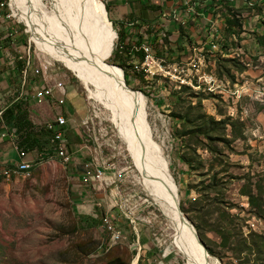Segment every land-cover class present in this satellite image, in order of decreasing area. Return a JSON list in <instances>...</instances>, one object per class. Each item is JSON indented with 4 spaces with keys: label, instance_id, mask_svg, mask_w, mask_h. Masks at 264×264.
<instances>
[{
    "label": "rangeland",
    "instance_id": "rangeland-1",
    "mask_svg": "<svg viewBox=\"0 0 264 264\" xmlns=\"http://www.w3.org/2000/svg\"><path fill=\"white\" fill-rule=\"evenodd\" d=\"M4 1L10 19L1 27L15 32L12 57L29 50L31 70L43 62L52 65L45 78L30 77L26 91L30 95L34 87L60 79L72 115L66 116L64 134L67 164L33 150L31 177L0 186V264H134L135 258V264H185L169 219L147 191L131 110L103 87L86 89L71 67L57 61L60 43L85 59L82 48L96 41L97 20L109 29L101 61L113 65L117 32L107 22L104 0H84L91 14L85 20L76 16L73 0L21 1L45 40L43 48L56 60L41 52ZM172 1L171 6L156 0L164 13L174 7L182 12L181 0ZM215 1L201 8L211 7L218 16L207 29L203 21L206 35L198 33L199 44L188 38L182 21L171 18L174 29L180 28L172 36L168 12L147 22L145 42L162 71L156 67L153 77L134 72L131 58L120 69L123 79L124 73L130 78L128 89L145 98L151 150L168 166L183 214L209 255L218 264H264V49L255 41L264 30V4L258 12L249 7L255 0ZM231 16L240 24L233 35L224 29ZM202 44L204 58L194 67L185 46ZM7 71L0 68V75ZM28 101L31 124L51 122L53 105L47 100L36 105L31 95ZM86 166L92 174L83 183ZM95 170L102 172L101 181L94 179ZM105 213L126 242L109 247L100 223Z\"/></svg>",
    "mask_w": 264,
    "mask_h": 264
},
{
    "label": "built area",
    "instance_id": "built-area-1",
    "mask_svg": "<svg viewBox=\"0 0 264 264\" xmlns=\"http://www.w3.org/2000/svg\"><path fill=\"white\" fill-rule=\"evenodd\" d=\"M206 1L207 3L210 1L213 2V0H205L204 2ZM181 5L182 7L186 8V11L189 10L191 12H194L196 8V4H191L190 0H181ZM6 6L7 4L4 0L0 1V25L10 19V15L5 14L4 11ZM176 11L173 12L172 19L174 21L180 22L181 19L178 18ZM5 30H7V32L3 36L2 41L13 47V35L15 32L8 31V28ZM145 39L146 38L143 37L140 42L129 39L119 42L118 37H116L115 48L118 50L119 54L125 55L126 53L128 57L131 58L132 70L134 72L144 73L147 77H153L157 74L155 71L156 67L159 69V71H162V67L159 63V60L155 57L152 48L146 44ZM126 45L130 47L129 52H126ZM211 45L212 46L210 49H216L217 44ZM202 50H204L203 44L200 47L191 48V52L196 53L195 57L197 59V63L195 65L193 64V58L189 59L190 61H193L190 63L192 66L197 67L198 62L204 58L201 54ZM137 53L141 54V61H139L136 57ZM9 66L15 70L16 75L12 80L10 87L6 90V96L7 98H11L10 101L6 102V99L4 100L0 98V141L9 142L10 148L15 154V159L9 165L0 166V186L12 184L18 179H28L31 177L33 165L32 161L28 158L30 151H28L26 146L22 144L16 133V130L14 128L6 127L3 123V114L7 107L18 101L28 103V98L30 95L36 105H40L44 102V100H47L50 105L54 106L53 109L56 111L54 113L53 119L51 122H47L43 126V129L48 133L46 137L47 148H45V151L51 152V154L60 159L63 164H67L69 162V155L67 153L64 137L65 131L69 124V121L66 118V113L64 112L66 97L64 83L60 79L57 80L54 78L51 84L46 83L45 86L40 88L34 87L32 89V93L29 95L26 89L29 85L30 77L34 78L44 76L45 78L47 72L51 71L52 65L49 62H43L31 70V56L28 50L25 53L13 56L10 59ZM152 69H154V72H152ZM204 81L207 85H210L209 81L206 79ZM85 123H88V120ZM40 155H42V153H40ZM91 174L92 172L86 166L82 173V182L87 183L88 180H90L89 178ZM93 177L96 181H101L103 179V174L101 171L95 170ZM131 222H133V220ZM100 223L101 228L108 235L109 247L127 241V238L124 236L123 232L115 225L114 222H112L110 216L107 213L101 216ZM137 256H139V253ZM158 264L163 263L159 262Z\"/></svg>",
    "mask_w": 264,
    "mask_h": 264
},
{
    "label": "bare ground",
    "instance_id": "bare-ground-1",
    "mask_svg": "<svg viewBox=\"0 0 264 264\" xmlns=\"http://www.w3.org/2000/svg\"><path fill=\"white\" fill-rule=\"evenodd\" d=\"M21 1L22 0H9L13 15L17 16L19 21L26 26L27 31L30 33V37L42 49L41 52L48 55L51 59L56 60L50 51L43 48L45 40L37 30L35 19L30 14L29 16L26 14V7L21 4ZM73 2L78 4L77 6L74 4L72 5L77 17L81 20L91 17L90 12L85 8L84 0H73ZM99 7L100 10H103L101 5ZM107 22L110 24L108 19ZM94 29L97 31L96 33H98L96 41L91 47H81L85 58L84 60L78 59L64 43H60L57 50L61 57L57 59V61L63 62L71 67L79 75L86 89L89 90L90 86H96L98 89L99 87H103L114 96H117L120 101L129 107L131 110V117H133V125H135L134 130L139 138L138 148L146 165L147 191L169 219L183 261L185 264H218L210 255L208 258L202 255L201 249L196 245L189 228L180 219L175 202V196L177 199L178 196L172 185L169 174L166 171L168 166L159 164L158 158L151 150L150 135L145 113V98L138 92L131 91L130 89L126 90L124 88L122 70L119 68H111L107 66L108 63L105 61L103 63L101 61V55L103 53L102 48L107 38H109V29L104 23L97 20L94 21ZM134 260L135 264L137 258Z\"/></svg>",
    "mask_w": 264,
    "mask_h": 264
},
{
    "label": "crops",
    "instance_id": "crops-1",
    "mask_svg": "<svg viewBox=\"0 0 264 264\" xmlns=\"http://www.w3.org/2000/svg\"><path fill=\"white\" fill-rule=\"evenodd\" d=\"M147 0H104L107 9H108V17L112 21L115 26L116 32L121 31L124 33V41L127 39L129 40H136L138 36L142 39L143 37L146 38L145 31L149 29V25L147 22L155 17H158L161 14L162 17L166 16V12L170 13L171 17L169 16V22H171L172 27L169 30L171 31L172 36L176 35L177 30L174 29V23L170 21L172 18L173 12L176 11L177 7H174L171 10L166 11L165 13L158 7V4L155 0H151L150 5L146 4ZM191 4H196V8L194 12L189 10L186 11V8L183 7L182 12L180 9H177L176 14L179 19L185 25L186 34L188 35L189 39H193L197 44H199V39H201V35L203 38L206 35V30H203L204 24L203 21H207V28H209L210 24L213 25L215 22L218 13H214L211 7L208 10L201 9L203 5L207 2L202 4L205 0H190ZM171 6L173 5V1L170 0ZM212 11V12H211ZM215 18V19H214ZM159 20V19H158ZM144 24H146L144 26ZM121 26H124L121 28ZM138 27V28H136ZM196 27H199L195 29ZM0 25V68H4L8 70L0 75V98L6 99V90L10 87V84L15 77V70H13L10 66V59L12 58V52L15 51V46H9L6 42L2 41L3 36L7 32V28H2ZM174 29V30H173ZM196 46H185L186 51V59H192L195 53L191 52V48ZM15 74V75H14ZM64 112L66 116H71L70 110L68 109L67 103H65ZM70 112V113H69ZM15 159V154L10 148V144L8 141H0V165H9Z\"/></svg>",
    "mask_w": 264,
    "mask_h": 264
},
{
    "label": "trees",
    "instance_id": "trees-1",
    "mask_svg": "<svg viewBox=\"0 0 264 264\" xmlns=\"http://www.w3.org/2000/svg\"><path fill=\"white\" fill-rule=\"evenodd\" d=\"M170 1V0H169ZM222 0H217L215 3H221ZM233 1V0H229ZM264 4V0H255V2L249 3V7L252 10L260 11L261 6ZM215 7H219L216 5ZM107 10V6L105 5ZM224 23V29L230 34H237L234 29H239L240 24L234 16L226 18ZM111 24L114 26L112 21L110 20ZM124 26H121L123 28ZM177 31L180 32V28L177 27ZM181 35V34H180ZM117 37L119 42L124 41V33L121 31L117 32ZM140 36L137 37L136 41L140 42ZM256 44L264 49V30L261 32L259 36L255 38ZM129 46L126 45V52H129ZM136 57L139 61H141V54L137 53ZM129 61L128 55L125 53L119 54L118 50L114 47L112 52V64L118 66L119 68L124 70L126 67V62ZM19 65V64H18ZM124 81L127 87L130 86V78L126 73H124ZM141 91V90H140ZM29 104L27 102L18 101L7 107L3 114V123L6 127L14 128L18 137L20 138L22 144L26 146L28 151L38 150L39 152H45V148L47 145L46 137L48 133L43 129V127H36L29 121V111H28ZM46 156V154H44ZM47 155H52L51 152H48ZM180 210L184 212L183 206L179 205ZM198 237L201 239L199 232H197ZM113 248V247H112ZM110 248V250L112 249ZM208 254L210 252L208 251Z\"/></svg>",
    "mask_w": 264,
    "mask_h": 264
},
{
    "label": "water",
    "instance_id": "water-1",
    "mask_svg": "<svg viewBox=\"0 0 264 264\" xmlns=\"http://www.w3.org/2000/svg\"><path fill=\"white\" fill-rule=\"evenodd\" d=\"M109 23L111 24V22L109 21ZM107 66H110L111 68H119L117 66H114V65H111V64H108ZM120 69V68H119ZM121 70V69H120ZM124 88L126 90H129L128 87L126 86L125 84V81H124ZM132 91V90H131ZM173 186L175 187V185L173 184ZM175 202H176V208H177V211H178V214L180 216V219L182 220V222H184L187 227L189 228L193 238H194V241L196 243V245L201 249V252H202V255L205 257V258H208L209 257V254H208V251H207V248L206 246L204 245V243L200 240V238L198 237L197 235V232L195 230V228L193 227V225L189 222V220L186 218V216L183 214V212L180 210V207H179V202H178V199L176 198L175 196Z\"/></svg>",
    "mask_w": 264,
    "mask_h": 264
}]
</instances>
